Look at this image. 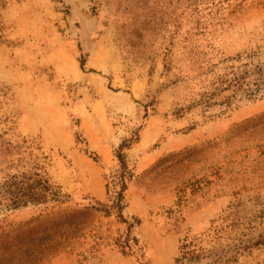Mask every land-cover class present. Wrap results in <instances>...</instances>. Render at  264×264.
Returning <instances> with one entry per match:
<instances>
[{"label":"rangeland","instance_id":"374dc122","mask_svg":"<svg viewBox=\"0 0 264 264\" xmlns=\"http://www.w3.org/2000/svg\"><path fill=\"white\" fill-rule=\"evenodd\" d=\"M0 264H264V0H0Z\"/></svg>","mask_w":264,"mask_h":264},{"label":"trees","instance_id":"16d2710c","mask_svg":"<svg viewBox=\"0 0 264 264\" xmlns=\"http://www.w3.org/2000/svg\"><path fill=\"white\" fill-rule=\"evenodd\" d=\"M82 64V63H81ZM259 89V86L256 90ZM138 129L134 131L127 139H123L118 147L115 149L116 172L115 175L108 177L105 181L106 195L108 203L92 208L96 211H102L105 216H110L113 212L116 213L117 220L126 225L125 232L116 238V244L121 248L122 253H127L133 250V247L138 245V241L132 234L134 226L139 225L138 218H132L128 221L123 215V209L127 206L125 193L128 188V183L132 179V169L129 167L125 156V150L129 149L131 145L138 141ZM89 154L93 160L97 161L98 156L87 150L84 151ZM34 178H22L14 187L11 198L13 206H24L28 203H42L47 200V195L58 197L59 193L53 191L48 185V179L39 173L33 174ZM139 249V248H138ZM139 253V252H137Z\"/></svg>","mask_w":264,"mask_h":264},{"label":"crops","instance_id":"0c3cea01","mask_svg":"<svg viewBox=\"0 0 264 264\" xmlns=\"http://www.w3.org/2000/svg\"><path fill=\"white\" fill-rule=\"evenodd\" d=\"M124 262H126V261L124 260Z\"/></svg>","mask_w":264,"mask_h":264}]
</instances>
